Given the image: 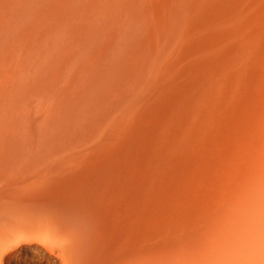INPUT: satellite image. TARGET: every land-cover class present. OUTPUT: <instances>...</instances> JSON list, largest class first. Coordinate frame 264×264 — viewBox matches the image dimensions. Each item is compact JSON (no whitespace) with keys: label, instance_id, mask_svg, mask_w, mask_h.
<instances>
[{"label":"bare ground","instance_id":"obj_1","mask_svg":"<svg viewBox=\"0 0 264 264\" xmlns=\"http://www.w3.org/2000/svg\"><path fill=\"white\" fill-rule=\"evenodd\" d=\"M0 264H264V0H0Z\"/></svg>","mask_w":264,"mask_h":264}]
</instances>
